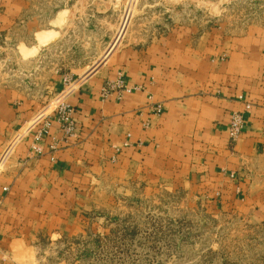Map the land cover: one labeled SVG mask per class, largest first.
Here are the masks:
<instances>
[{
  "label": "crops",
  "instance_id": "0c3cea01",
  "mask_svg": "<svg viewBox=\"0 0 264 264\" xmlns=\"http://www.w3.org/2000/svg\"><path fill=\"white\" fill-rule=\"evenodd\" d=\"M91 1L94 13L125 3ZM31 2L0 0V37L22 34L13 47L37 64L0 88V264H39V241L96 235L105 224L96 214L126 210L135 193L187 192L207 211L264 221V25L229 35L221 24L152 17L68 84L41 67L63 11L43 30ZM117 78L123 90L105 95ZM62 101L69 134L56 113ZM234 114L242 128L232 141Z\"/></svg>",
  "mask_w": 264,
  "mask_h": 264
},
{
  "label": "rangeland",
  "instance_id": "374dc122",
  "mask_svg": "<svg viewBox=\"0 0 264 264\" xmlns=\"http://www.w3.org/2000/svg\"><path fill=\"white\" fill-rule=\"evenodd\" d=\"M31 1V13L41 20L43 30L53 29L45 19L63 11L57 18L61 36L56 47L45 50L41 67L49 75L62 73L68 84L90 74L128 29L152 17L191 18L209 27L221 24L229 35L264 25V0H193L178 9H173L174 0H125L103 13L87 10L89 0ZM98 3L95 0L96 7ZM16 38L11 35L5 42L0 37V88L21 84L24 74H33L31 69L37 66L20 61L13 47ZM263 163L258 165L262 170ZM130 198L122 200L129 205L126 210L96 214L105 224L97 225L100 232L94 236L39 241V264H264V221L249 223L207 211L187 192L135 193Z\"/></svg>",
  "mask_w": 264,
  "mask_h": 264
},
{
  "label": "built area",
  "instance_id": "2783aa9c",
  "mask_svg": "<svg viewBox=\"0 0 264 264\" xmlns=\"http://www.w3.org/2000/svg\"><path fill=\"white\" fill-rule=\"evenodd\" d=\"M123 90L120 80H116L113 83H108L103 89V93L106 95L108 91H121ZM249 108V105H246V109ZM56 113L59 121L63 124V130L65 133L69 134L72 131V122L70 119L71 109L65 102H60L56 108ZM47 125L45 124L42 128V133L46 132ZM242 128V118L240 114L232 115L229 123V137L234 141L239 135Z\"/></svg>",
  "mask_w": 264,
  "mask_h": 264
}]
</instances>
